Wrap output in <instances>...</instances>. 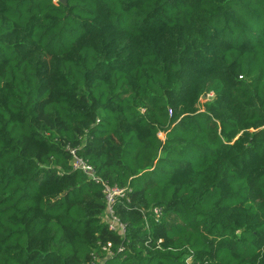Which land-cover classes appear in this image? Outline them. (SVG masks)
Instances as JSON below:
<instances>
[{"label":"trees","instance_id":"1","mask_svg":"<svg viewBox=\"0 0 264 264\" xmlns=\"http://www.w3.org/2000/svg\"><path fill=\"white\" fill-rule=\"evenodd\" d=\"M72 150L132 190L125 238ZM109 243L107 264H264V0H0V264Z\"/></svg>","mask_w":264,"mask_h":264},{"label":"built area","instance_id":"2","mask_svg":"<svg viewBox=\"0 0 264 264\" xmlns=\"http://www.w3.org/2000/svg\"><path fill=\"white\" fill-rule=\"evenodd\" d=\"M71 154L74 158L73 162V168L75 170L81 171L85 173L90 180L95 181L97 184H101L104 188V194L107 199V211L106 214L109 217L107 223L109 225V229L113 232H118L119 235L126 237L127 234V225L124 224L121 219L117 216L115 211V204L118 199L124 198L127 193H131L132 190L127 189H120L118 187H112L108 185L106 182L99 179L96 170L86 161H84L82 158L77 156V153L75 150L71 151ZM153 213L156 220L159 221L163 217L164 210L162 208H153L148 211V213ZM145 211L142 212L144 215L146 223L148 222V216ZM162 242V241H160ZM125 251V246H121L117 248V250L114 248L113 243H109L107 246L103 247V252L105 254V258H100L99 256L95 257V260L91 264H107L109 259L115 258L117 255L122 254ZM189 263V261H188Z\"/></svg>","mask_w":264,"mask_h":264},{"label":"rangeland","instance_id":"3","mask_svg":"<svg viewBox=\"0 0 264 264\" xmlns=\"http://www.w3.org/2000/svg\"><path fill=\"white\" fill-rule=\"evenodd\" d=\"M208 97L211 99V98L213 97V95H209ZM207 99H208V98H206V99H201V103H205V102L207 101ZM160 138L165 139V136H164L163 134H160Z\"/></svg>","mask_w":264,"mask_h":264},{"label":"water","instance_id":"4","mask_svg":"<svg viewBox=\"0 0 264 264\" xmlns=\"http://www.w3.org/2000/svg\"><path fill=\"white\" fill-rule=\"evenodd\" d=\"M60 2H62L63 4H66L67 0H59ZM202 99H206V96H203Z\"/></svg>","mask_w":264,"mask_h":264}]
</instances>
